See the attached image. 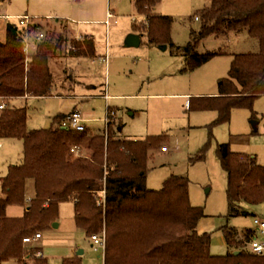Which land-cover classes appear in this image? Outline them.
<instances>
[{"label": "trees", "instance_id": "1", "mask_svg": "<svg viewBox=\"0 0 264 264\" xmlns=\"http://www.w3.org/2000/svg\"><path fill=\"white\" fill-rule=\"evenodd\" d=\"M135 2L146 17L145 24L135 23L136 31L161 46L168 44L173 54L183 55V71L194 70L225 52L221 48L199 50L209 35L247 29L257 38L258 50L233 54L228 75L219 80L218 95L199 96L190 102L192 109L218 110L214 123L229 119L234 107H250L256 118L254 101L264 94V0H211L199 9L200 25L191 29L184 45L172 40L173 17L156 11L159 0ZM45 27L38 23L32 29L45 31ZM6 31L5 40L0 41V96H6V105L0 107V138H20L24 149L22 160L9 164L6 174L0 175L4 191L0 196V264L8 259L18 264H48L47 256L34 253L42 246H31L30 251L24 237L52 227L62 203L71 199H76L77 229L88 237L105 236L104 264H264V255L248 249L255 228H247L240 237L235 227L222 225L234 249L212 252V232L199 229L208 213L204 205L192 203L189 177L172 173L161 188L147 184L153 151L168 146L162 136H120L110 106L104 131L88 126L64 128L65 112L54 115L49 126L30 127L27 106L12 100L52 94L55 79L50 59L70 39L62 33L45 32L34 43L27 63L22 28L10 21ZM71 41L76 49L70 48V54H95V41L89 34ZM210 140L193 159L205 158ZM77 146L83 148L82 153L72 151ZM217 153L227 173L226 216L250 213L246 204L264 201V164L256 156L232 149L229 141L219 142ZM10 203L25 205V213L8 215ZM63 264H82L80 254L65 256Z\"/></svg>", "mask_w": 264, "mask_h": 264}, {"label": "rangeland", "instance_id": "2", "mask_svg": "<svg viewBox=\"0 0 264 264\" xmlns=\"http://www.w3.org/2000/svg\"><path fill=\"white\" fill-rule=\"evenodd\" d=\"M210 1L159 0L155 9L173 17L171 38L176 44L184 45L190 39L191 29L200 25L196 18L199 9ZM14 3L17 8H21L27 0H14ZM106 4L107 7L111 5L109 7L113 12L109 21H105L108 17L106 8L104 20L87 24L71 23L73 32L63 20L50 19L44 22L47 34L62 33L70 39L69 44L71 39L76 38L74 34L79 35L78 30L88 31L89 36L94 37L95 54H70L69 44L57 49L50 59L55 79L52 94L17 97L12 102L27 106L28 125L32 128L49 126L54 115L80 104L83 116L92 120L86 121L87 124L96 131H104L107 108L110 106L120 136H162L169 149L163 151L158 148L153 151L147 184L152 188H161L172 173L189 177L192 203L204 205L208 213L203 223L212 232V252L222 254L233 250L221 226L228 224L235 227L239 236H243L247 228H256V215L264 217V201L246 204L250 213L226 216L229 206L227 173L218 156L217 144L229 141L232 149L254 153L264 159V94L254 101L256 118L252 116L250 107H234L229 119L218 123H214L220 114L218 110L192 109L190 102L199 96L218 95L219 80L228 75L233 54L258 50L257 38L251 36L247 29L232 30L225 36L209 35L202 40L199 50L221 48L225 52L194 70L183 71L184 56L173 54L168 44L163 49L160 44L150 41L146 33L141 35L139 45L126 44L127 35L136 31L135 23L146 22L145 13L138 8L135 0H107ZM6 9V5H0V13L7 12ZM17 20L0 17V41L6 38L8 22L17 23ZM84 37L85 34H82L81 40ZM106 54L108 63L101 58ZM106 89L112 95L111 98H106ZM71 102L74 104L68 108ZM253 121H259L258 130L254 131ZM209 140L205 158L193 159ZM23 149L24 142L20 138H0V175L6 174L9 164L22 160ZM76 150V153H82L83 148L77 146ZM87 152L84 150V153ZM32 182L30 179V186ZM126 193H131L130 188L126 189ZM1 195H4V191L0 178ZM70 201L72 203L64 202L60 207V214L55 221L58 226L53 224L52 227L39 230L42 231L40 243L49 258V264H63L66 254L69 251L75 254L79 248L84 249L80 254L82 264H104V254L96 249L92 238L84 232L76 234L73 218V203L76 205V201ZM25 211V205L10 203L7 206L10 216H20ZM24 245L26 249L34 246L33 243ZM3 264L18 262L8 259Z\"/></svg>", "mask_w": 264, "mask_h": 264}, {"label": "crops", "instance_id": "3", "mask_svg": "<svg viewBox=\"0 0 264 264\" xmlns=\"http://www.w3.org/2000/svg\"><path fill=\"white\" fill-rule=\"evenodd\" d=\"M5 1L6 0H0V5H6L7 12L0 13V17L17 18L18 19L17 23L19 24L20 27H22L20 25V19H21L20 16L25 15V14H30L33 17V20L38 22V23L44 24V22L46 23L50 19L63 20L66 22L68 28L71 29L72 26H70V25H71V23H74V22H77L80 24H87V23H90V22L95 21V20H101V21L104 20L106 10L108 9V11H109V9L111 8V7H109V6H111L110 4H108V7H107V4H106L107 0H27L26 5L24 7H21V8L16 7V3H14V0H7L6 2ZM8 10H9V12H8ZM10 10H13V11L11 12ZM71 31H72V29H71ZM134 32H136V31H134ZM77 33H79V35L74 34V37H76L77 39H79L82 34H89L88 31H84L82 29L78 30ZM137 33H139V32L137 31ZM70 44H73L72 41L70 42ZM70 44H69V46H70ZM34 46H35L34 43H32L30 45V52L32 49H35ZM74 48L76 49V46ZM74 57H76V56H74ZM67 69L68 68H66V70ZM104 94H105V96L107 94H109L108 97L106 96L107 99L112 97V95L108 92V89L105 90ZM74 102H75V100H74ZM73 104L74 103L71 102L68 105V108L72 107ZM78 106L80 107V104H76L71 109H73L74 107H78ZM65 112H67V111H65ZM50 121H51V119H50ZM86 121L92 122V120H88L84 117V123L86 124V126L90 127ZM106 121H107V116H106ZM258 123H259V121L258 122L253 121L252 124H253L254 131L258 130L257 129ZM106 128H107V122H106V126L104 127V130ZM92 129L94 131H96L94 128H92ZM97 131H101V129H99ZM163 151H166V150H163ZM249 154L251 156H256L257 161L259 163L264 164V159H260L257 154H254V153L253 154L249 153ZM67 202L72 203L70 200ZM25 208H27V207L25 206ZM74 211H75V204L73 203V218H74ZM57 226H58V223H57ZM204 226H206V223H203L199 226V229L201 232L208 230V228L204 227ZM81 233H82V230H80V229L76 230V234L81 235ZM254 234H253V236H254ZM89 238H91V237H89ZM70 242L72 243V241H70ZM41 246H42V251H43L44 256H47L42 244H41ZM71 253L72 252L69 251L66 254V256L72 255ZM48 260H49V258H48ZM48 264H49V262H48Z\"/></svg>", "mask_w": 264, "mask_h": 264}, {"label": "built area", "instance_id": "4", "mask_svg": "<svg viewBox=\"0 0 264 264\" xmlns=\"http://www.w3.org/2000/svg\"><path fill=\"white\" fill-rule=\"evenodd\" d=\"M113 16V12L109 9L108 11V17L106 21H109V19ZM20 25L22 27V34L23 38L25 40V50L27 53L26 62L30 60V45L32 43H35L36 41L40 40L42 37L45 36V31L43 29H39L38 31H33L32 26L35 24H38V22L33 20V17L30 14H25L20 16ZM71 48H74L75 46L73 44H70ZM102 60H105L108 63V54L105 56H101ZM28 94H26L27 96ZM107 97L109 94L106 95ZM0 98L2 99L0 103V107H4L6 105V96L1 95ZM66 114V120L63 122V126L67 127H74L78 130H83L86 128V124L84 123V116L81 111V107H74L73 109L65 112ZM163 150H168V146H163ZM76 150L75 147L72 148V151ZM76 201V199H75ZM255 234L251 238V240L248 243V249L255 254L264 255V217L256 216L255 217ZM42 237V231H36L30 235H26L24 237V243L25 244H31L35 245L37 241L40 243V239ZM93 245H96V249L101 251L103 254H105L106 246H105V236H102L100 234H93L91 236ZM36 243V244H39ZM35 255L40 256L43 255L42 250H35Z\"/></svg>", "mask_w": 264, "mask_h": 264}, {"label": "water", "instance_id": "5", "mask_svg": "<svg viewBox=\"0 0 264 264\" xmlns=\"http://www.w3.org/2000/svg\"><path fill=\"white\" fill-rule=\"evenodd\" d=\"M125 42L127 45H139L141 42V34L137 32H131L127 35ZM167 47H168L167 44H164L162 46L163 49H166ZM63 127L68 128L67 126H63ZM54 225L57 226V222H55ZM83 252H84V249L80 248L77 253L81 254ZM238 252L239 250H235V253H238Z\"/></svg>", "mask_w": 264, "mask_h": 264}]
</instances>
